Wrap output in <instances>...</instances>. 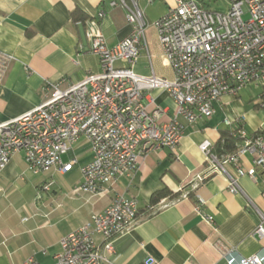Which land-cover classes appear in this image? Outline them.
I'll list each match as a JSON object with an SVG mask.
<instances>
[{"label": "built area", "instance_id": "obj_1", "mask_svg": "<svg viewBox=\"0 0 264 264\" xmlns=\"http://www.w3.org/2000/svg\"><path fill=\"white\" fill-rule=\"evenodd\" d=\"M124 1L110 4L125 11L132 29L116 45L109 47L98 30L102 11L86 21L85 36L90 52L98 59V73L66 88L46 83L40 105L0 124V174L18 153L23 154L33 175L69 173L76 160L64 163L62 156L83 138L92 158L79 167L82 182L74 191L96 202L110 195L120 178L133 176L140 160L160 149L174 151L185 127L211 117L213 103L223 96L237 97L251 85L264 87V0H226L228 9L223 13L204 9L196 0H173L174 5L151 23L135 0H130L131 5ZM148 27L156 32L171 79L133 71L141 50L151 59ZM12 58L0 52V85ZM152 91H162L171 99L174 111L170 117L150 96ZM259 107L264 110V103ZM224 124L235 131L240 145L233 153L216 155L209 141L200 143L205 167L187 184L193 191L206 178L221 174L227 191L240 193L238 178L255 180L256 176L253 167L240 168L238 160L245 154L253 157L254 167L264 170V136L248 135L240 118ZM229 165L237 177L226 171ZM51 185L52 181L44 183L40 191H48ZM261 196L264 199V191ZM186 198L183 187L178 199ZM195 198L198 205L194 212L212 225V217L201 212L204 201ZM169 205L161 200L149 206V214ZM137 212V201L115 195L102 212L93 213L89 221L59 240L55 264H109L108 257L115 253L114 240L129 234L139 223ZM257 212L259 225L254 233L263 239L264 214ZM223 257L224 264H264L260 255L235 257L227 251ZM22 264L38 263L29 257Z\"/></svg>", "mask_w": 264, "mask_h": 264}, {"label": "crops", "instance_id": "obj_2", "mask_svg": "<svg viewBox=\"0 0 264 264\" xmlns=\"http://www.w3.org/2000/svg\"><path fill=\"white\" fill-rule=\"evenodd\" d=\"M117 1L0 0V52L14 60L0 85V124L40 105L46 83L66 88L100 71L85 36L86 21L102 11L98 30L109 47L116 45L132 30L125 20V11L110 6ZM124 2L131 5L130 0ZM135 2L149 23L174 5L173 0ZM74 12L87 20L73 22ZM146 39L151 59L141 50L133 71L144 76L153 72L157 77L171 79V72L169 76L162 72L161 66L166 65L154 28L148 27ZM149 94L167 117L173 114L174 104L166 94ZM238 99L239 95L223 96L213 103L214 114L186 126L174 151L160 149L140 160L133 176L120 178L112 187L113 192L96 202L87 194L74 191L82 182L81 175L76 183L58 184L56 191L51 190V185L44 191L46 197L39 200L36 194L44 183L68 172L33 175L23 154H15L0 174V264H22L29 257L38 264H55L59 240L89 221L93 213L102 212L117 194L137 201L140 221L129 234L114 240L115 253L108 257L109 264H224L223 254L227 251L235 257H264V238L254 233L259 225L257 211L264 214V170L253 166L250 154L240 156L238 164L244 170L253 167L255 180L239 177L240 193L230 194L221 174L206 178L195 191L187 186L205 167L200 143L209 141L214 146L220 133L230 130L225 127V120L240 118L248 135L264 129V110L247 109ZM80 141L83 142L79 146L86 148V153L76 156L74 145ZM89 148L83 138L79 139L64 163L75 159L74 166L87 164L92 158ZM226 171L237 177L233 166H226ZM183 187L188 198L178 199ZM159 191L167 192L159 201L170 205L151 215L149 199ZM196 196L204 201L201 212L212 217V225L194 212L198 205Z\"/></svg>", "mask_w": 264, "mask_h": 264}, {"label": "rangeland", "instance_id": "obj_3", "mask_svg": "<svg viewBox=\"0 0 264 264\" xmlns=\"http://www.w3.org/2000/svg\"><path fill=\"white\" fill-rule=\"evenodd\" d=\"M196 2L204 9L210 10V11H215V12H224L225 10L228 9V4L226 2V0H196ZM244 19L247 18V16L243 17ZM162 68V72L163 74L169 76L170 75V70L165 67L164 65L161 66ZM264 94V87H258L256 85H251L246 87L245 89H242L240 94H239V103L242 104L245 108L247 109H255V108H260L259 104L260 102H263V99L261 97V95ZM261 109V108H260ZM83 141H80L79 143H77L76 145H74V153L75 155H80L81 153H86V148L84 149L81 148L79 145H81ZM68 160L67 155H63L62 156V161L65 162ZM79 167L78 165L74 166L71 168V170L69 171V173H67L65 176L63 177H59V175L53 176L51 177L49 182H53L51 190H55L57 189V187L59 186L58 184H73L76 183L79 179ZM38 196L39 200L42 198L46 197V193L40 192L38 193V195L36 194V197Z\"/></svg>", "mask_w": 264, "mask_h": 264}, {"label": "trees", "instance_id": "obj_4", "mask_svg": "<svg viewBox=\"0 0 264 264\" xmlns=\"http://www.w3.org/2000/svg\"><path fill=\"white\" fill-rule=\"evenodd\" d=\"M73 17V22L77 23V22H84L85 20H87L84 17H81L80 14L78 13H73L72 15ZM263 101H264V94L261 95ZM235 131L234 130H229V131H222L220 133V138L219 140L214 144L212 152L213 154L215 153L216 155H221V154H230L233 153L234 151H236V149L238 148L239 144V139L234 135ZM257 135H262L264 136V131H256L253 134H251L252 138L253 136H257ZM167 196V192L166 191H159V192H155L152 194L151 198L149 199L151 201L152 205H155L159 202V199ZM151 205V206H152Z\"/></svg>", "mask_w": 264, "mask_h": 264}]
</instances>
